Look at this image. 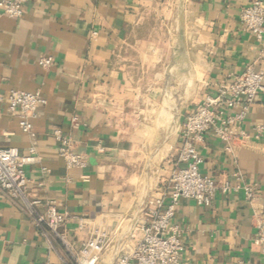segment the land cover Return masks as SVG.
Wrapping results in <instances>:
<instances>
[{
	"label": "crops",
	"instance_id": "1",
	"mask_svg": "<svg viewBox=\"0 0 264 264\" xmlns=\"http://www.w3.org/2000/svg\"><path fill=\"white\" fill-rule=\"evenodd\" d=\"M248 4L31 0L18 20L7 18L0 6V148L22 155L35 150L36 162L25 168L27 199L40 201L34 208L39 213L53 201L67 214L65 229L77 247L88 239L82 221L107 232L97 264H113L140 238L147 200L164 189L174 168L186 117L247 65L262 67L264 37L255 41L240 24ZM45 57L52 61L42 68L38 61ZM10 91L39 92L46 100L29 134L19 129L17 114L6 110ZM257 124L264 125V81L239 127L251 141L235 162L212 134L197 146L200 174L238 189L218 191L209 207L180 201L170 226L180 231L182 263H264L254 225V217H264V131L255 139ZM54 129L72 138L85 169H66ZM245 185L256 188L252 201L245 198ZM60 259L67 261L62 246L36 230L21 202L0 191V264Z\"/></svg>",
	"mask_w": 264,
	"mask_h": 264
},
{
	"label": "built area",
	"instance_id": "2",
	"mask_svg": "<svg viewBox=\"0 0 264 264\" xmlns=\"http://www.w3.org/2000/svg\"><path fill=\"white\" fill-rule=\"evenodd\" d=\"M31 0H1L3 14L13 20L23 16L24 8ZM240 24L255 41L264 37V0H249V4L240 12ZM51 58L45 57L38 65L47 68ZM262 65L255 69L247 65L236 79L222 85L213 95H206L194 111L188 115L180 129L181 145L177 152L174 168L171 171L164 189L152 195L146 203L143 218L137 230L140 238L133 247L118 256L113 264H184L180 256L184 245L177 227H171L176 207L181 200L191 199L198 205L209 207L220 191L223 194L237 187L224 183L217 186L212 179L200 174L202 159L197 146L202 144L204 136L212 134L222 145L224 153L235 162L237 152L245 148L251 141L250 135L239 129L247 118L250 107L258 94L263 90L264 81V49L258 54ZM46 100L39 92L10 91L7 96L6 110L17 114L18 126L22 133L29 134L32 129L31 120L36 116L38 108L45 106ZM73 127L78 125L72 119ZM264 131V125L257 124L253 128V137L258 139ZM52 136L57 145V155L63 160L68 170H83L86 167L84 155L74 151L72 138L60 129H54ZM36 162L35 150L30 148L25 155L16 148H0V191L12 200L21 202L30 213L32 223L42 235H51L62 246L67 261L60 259L61 264H97L107 242V232L93 226L90 221H82L80 228L88 232V239L79 247L68 237L65 225L67 214L58 212L53 201L45 204L44 213L35 211L41 203L38 199L29 201L26 196L28 180L25 168ZM87 181V176H82ZM245 198L252 201L255 186H243ZM257 230L256 241L264 253V217H254ZM135 237L132 235L131 239ZM39 264H52L45 261ZM264 264V263H262Z\"/></svg>",
	"mask_w": 264,
	"mask_h": 264
},
{
	"label": "water",
	"instance_id": "3",
	"mask_svg": "<svg viewBox=\"0 0 264 264\" xmlns=\"http://www.w3.org/2000/svg\"><path fill=\"white\" fill-rule=\"evenodd\" d=\"M179 40H181V33H179ZM178 52H180V47L177 49Z\"/></svg>",
	"mask_w": 264,
	"mask_h": 264
}]
</instances>
